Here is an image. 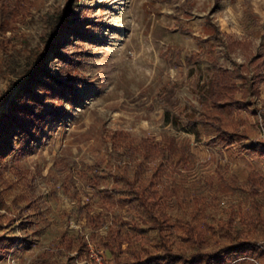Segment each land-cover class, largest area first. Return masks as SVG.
<instances>
[{"label":"rangeland","instance_id":"1","mask_svg":"<svg viewBox=\"0 0 264 264\" xmlns=\"http://www.w3.org/2000/svg\"><path fill=\"white\" fill-rule=\"evenodd\" d=\"M16 1L0 0V114L7 110L4 98L12 82L20 85L9 100L28 81L22 73L48 31L45 15L80 5L69 31L61 33L60 53L47 58L49 77L44 78H66L72 87L50 95L36 91L46 104L31 135H16L15 150L0 162V235L13 237L0 264H96L93 246L79 245L77 237L86 228L76 210L79 203L103 210L93 176L105 168L116 132L189 140L198 157V176L236 174L245 187L251 170L264 173V82L256 104L241 108L238 117L240 130L246 123L256 124L257 138L224 140L216 132L205 133L198 121L218 71L205 59L207 53L231 71L237 62L252 75L261 64L264 74V0H25L23 14L10 11ZM216 29L223 40L211 37ZM194 53L201 56L197 63L187 60ZM236 82L235 98L243 100L245 85L241 79ZM250 204L241 191L209 195V222ZM171 206L175 216V201ZM9 214L18 218L12 225L4 218ZM237 227L246 229L239 222ZM65 234L74 245L60 255ZM253 237V250L221 254L217 263L264 264V232ZM178 238L171 237L174 251ZM216 240L212 236L203 252L217 251ZM132 246L155 255L166 252L152 229L136 236Z\"/></svg>","mask_w":264,"mask_h":264},{"label":"trees","instance_id":"2","mask_svg":"<svg viewBox=\"0 0 264 264\" xmlns=\"http://www.w3.org/2000/svg\"><path fill=\"white\" fill-rule=\"evenodd\" d=\"M79 5L68 4L45 15L48 31L41 37L40 45L28 55L22 73L28 81L9 100L20 85L12 82L4 98L8 106L0 114V162L8 159L15 150L16 135H31L29 131L40 116L39 109L46 104V98L37 96L36 91L50 95L72 87L66 78L52 77L50 82L44 78L49 77L47 58L53 52L60 53L62 47L59 46L64 41L61 33L69 31L77 16L75 8ZM12 7L10 11L16 10L17 13L23 14L27 10L25 0H17ZM223 35L216 29L211 37L223 40ZM205 59L218 66V71L212 93L203 102L199 116L203 130L208 135L216 132L224 140L235 135L245 139L257 135V138L256 124L246 123L240 130L238 117L241 108L256 104L260 84L264 82L263 65L258 64L251 75L237 62L232 71L219 66L212 52L207 53ZM187 60L197 63L201 56L194 53ZM236 79H241L245 85L243 100L235 98L239 92ZM112 139L113 147L105 168L101 174L93 176L92 186L98 189L103 210H93L82 203L76 210L77 219L86 228L77 237L82 249L91 245L103 259L114 264H218L221 254L253 250V236L264 232V173L261 170H251L244 187L240 186L236 174L216 172L198 176V157L189 140H179L170 134H164L160 139L152 136L134 138L123 131L113 134ZM100 180L106 183L102 188ZM240 191L251 201L250 207L244 209L240 205L228 218L210 223L207 213L209 195L214 198ZM173 201L177 207L175 216L170 213ZM4 218L9 225L18 219L16 216L11 218V215ZM237 219L246 228L244 231L237 227ZM105 225L108 229L104 233L101 229ZM148 229L159 233L166 252L155 255L132 246L134 238L144 235ZM174 234L179 237L177 251L173 250L171 240ZM210 236L217 238L219 247L215 252H203L202 248L211 243ZM61 238L62 245L57 250L60 255L62 251L69 252L74 245L73 238L66 234ZM12 242L13 237L0 235V257L3 249ZM188 250H192L191 254Z\"/></svg>","mask_w":264,"mask_h":264},{"label":"built area","instance_id":"3","mask_svg":"<svg viewBox=\"0 0 264 264\" xmlns=\"http://www.w3.org/2000/svg\"><path fill=\"white\" fill-rule=\"evenodd\" d=\"M91 251H92V255L96 260V264H105V262L103 261L104 259L102 257H100L99 255L96 254V250L94 249V247L91 248Z\"/></svg>","mask_w":264,"mask_h":264}]
</instances>
